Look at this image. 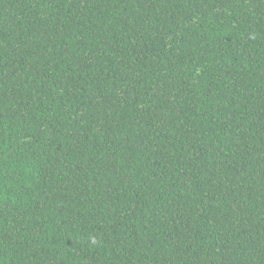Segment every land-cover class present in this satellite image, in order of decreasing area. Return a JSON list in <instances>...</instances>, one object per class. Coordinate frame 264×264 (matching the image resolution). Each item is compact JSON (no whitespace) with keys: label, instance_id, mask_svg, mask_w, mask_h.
<instances>
[{"label":"trees","instance_id":"16d2710c","mask_svg":"<svg viewBox=\"0 0 264 264\" xmlns=\"http://www.w3.org/2000/svg\"><path fill=\"white\" fill-rule=\"evenodd\" d=\"M0 264H264V0H0Z\"/></svg>","mask_w":264,"mask_h":264},{"label":"clouds","instance_id":"9594fccd","mask_svg":"<svg viewBox=\"0 0 264 264\" xmlns=\"http://www.w3.org/2000/svg\"><path fill=\"white\" fill-rule=\"evenodd\" d=\"M94 242V241H93Z\"/></svg>","mask_w":264,"mask_h":264}]
</instances>
